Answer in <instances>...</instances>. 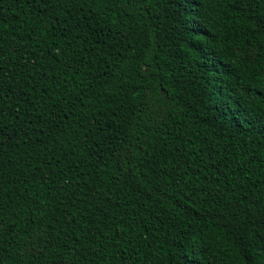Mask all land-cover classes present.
Wrapping results in <instances>:
<instances>
[{"label": "trees", "instance_id": "1", "mask_svg": "<svg viewBox=\"0 0 264 264\" xmlns=\"http://www.w3.org/2000/svg\"><path fill=\"white\" fill-rule=\"evenodd\" d=\"M0 264H264V0H0Z\"/></svg>", "mask_w": 264, "mask_h": 264}, {"label": "snow or ice", "instance_id": "2", "mask_svg": "<svg viewBox=\"0 0 264 264\" xmlns=\"http://www.w3.org/2000/svg\"><path fill=\"white\" fill-rule=\"evenodd\" d=\"M196 27H198V25L196 23L192 24V28L195 29ZM243 115V114H242Z\"/></svg>", "mask_w": 264, "mask_h": 264}]
</instances>
